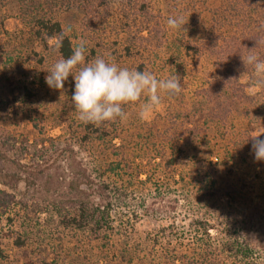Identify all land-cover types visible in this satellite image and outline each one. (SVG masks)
<instances>
[{"label": "trees", "instance_id": "16d2710c", "mask_svg": "<svg viewBox=\"0 0 264 264\" xmlns=\"http://www.w3.org/2000/svg\"><path fill=\"white\" fill-rule=\"evenodd\" d=\"M10 4L16 5L19 17L42 47L35 51L40 82H44L48 55L54 52L66 58L72 54L74 41L69 33L63 35L67 15L89 18V23L113 20V25H122L126 56L135 60L136 70L149 71L152 66L150 72L156 77L163 76L156 64L167 62L169 53L181 45V80L193 84L183 105L188 112L158 115L146 122L154 149L150 159L160 157L161 169L171 174L166 178L167 193L173 195L171 207L177 210L182 205L192 215L191 226L183 228L179 238L191 236V264H264V161H255L249 137L256 125L264 132V75H257L253 65H245L242 59L255 54L264 60V0H0V8ZM172 16H182L186 23L179 29L169 28L167 20ZM51 39L56 40L54 44ZM253 85L259 90L249 93L246 88ZM24 89L35 95L27 85ZM189 100L194 104L191 112ZM67 131V139L50 138L49 144L44 139L30 141L27 134L19 137L7 128L0 132V219L17 207H27L30 188L44 183L50 195L46 196L48 211L64 226L95 232L107 229L109 216L128 197L132 181L104 178L112 173L110 166L97 180L77 159L73 145L87 147L120 136L121 144L115 149L122 155L126 131L108 121L81 122L78 129L71 122ZM197 153L216 158L209 165L223 166L227 176L219 181L214 170L207 179L199 176L197 168H188L185 161L189 155L198 157ZM104 160L110 163L107 156ZM146 174V179L131 178L145 184L152 177ZM22 185V193L8 190Z\"/></svg>", "mask_w": 264, "mask_h": 264}, {"label": "rangeland", "instance_id": "374dc122", "mask_svg": "<svg viewBox=\"0 0 264 264\" xmlns=\"http://www.w3.org/2000/svg\"><path fill=\"white\" fill-rule=\"evenodd\" d=\"M77 17L67 15L63 22L66 31L71 29L69 34L75 46L81 41L86 42L85 63L100 56L121 67L136 68L135 60L126 56L124 51L126 35L122 33V25H113V20H105L100 24L89 23V18L84 20L83 17ZM55 41L51 39L50 43L54 44ZM180 46L169 53L167 62L163 59L162 64H156V69L163 74L158 79L175 74L183 78L180 66H183L184 61ZM41 48L33 38L31 27L19 17L15 4L0 8V132L7 128L19 137L27 134L30 141L44 139L49 144L50 138L62 136L67 139L69 124L73 122L74 128L78 129L81 121L71 101L75 89L74 76L70 74L63 90H54L45 82L49 74L47 70L61 59L54 52L47 56L44 66L46 71L42 75L44 82H40L36 64L38 55L35 51ZM148 68L150 71L152 66ZM77 71L79 68L74 69V72ZM242 80L246 81V77H242ZM181 84L184 88L180 94H162L161 105L147 119L142 120L139 116L140 107L146 99L142 97L138 103L124 105L126 119L108 121L126 131L124 154L119 155L121 152L116 153L115 149V145L121 144L120 136L104 142L97 141L87 147L74 143L77 159L97 180L100 173L110 166L113 167L110 170L112 173H105L104 178L127 184L129 180L132 181L126 192L128 197L118 204L116 214L109 216L107 229L95 232L88 228L64 226L55 214L51 215L48 211L49 199L46 200V196L50 195L46 193L47 188L43 183L42 186L30 188L27 207H17L0 219V264H185L183 261L191 264L192 261L188 260L192 252L189 245L191 236L187 233L179 238V234L183 228L191 226L192 215L182 205L177 210L171 207L174 204L173 195L167 193L166 184V178L171 177V174L161 169L163 163L160 157L150 159L154 149L146 125L158 115L167 117L171 116V112H178L184 116L188 112L183 105L191 96L193 84L182 80ZM25 85L35 92L34 96L28 95ZM246 90L255 93L259 87L253 85ZM192 102L189 100V105H186L189 112L193 110ZM181 120L185 121L186 118ZM159 121L161 125L164 123L163 118ZM261 131L257 125L251 128L253 135ZM197 155H189V160L185 162L188 168H197L199 176L209 179L214 176V170L219 181L227 176L223 166L215 168L209 165L216 158L208 159L204 153ZM106 156L110 163L105 162ZM184 157L187 159V155ZM119 158L121 161L118 162ZM2 167L3 163H0V171ZM60 170L64 171L62 168ZM146 172L152 177L145 184L131 178L139 175L140 179H146ZM8 190L18 194L22 193L24 186ZM39 191L41 193L38 194ZM211 233L215 234L216 230L212 229ZM21 239L24 244H21ZM181 256L187 258L183 260Z\"/></svg>", "mask_w": 264, "mask_h": 264}, {"label": "clouds", "instance_id": "9594fccd", "mask_svg": "<svg viewBox=\"0 0 264 264\" xmlns=\"http://www.w3.org/2000/svg\"><path fill=\"white\" fill-rule=\"evenodd\" d=\"M185 23L182 16H172L167 20L168 27L172 29H179ZM70 31L69 28L63 35H68ZM85 51L86 42L81 41L74 46L70 56L57 60L45 77L50 88L63 90L70 74L74 76L75 89L71 101L78 119L85 124L100 125L118 118L124 120L127 118L124 105L138 103L142 97L146 99L140 107L139 116L142 120L147 119L161 105L163 93L175 96L184 88L176 74L158 79L150 71L121 67L100 56L85 63ZM242 59L245 65H253L257 75H264V60L255 54H249L247 58L242 55ZM77 68L79 71L74 72ZM262 133L249 136L255 161H264Z\"/></svg>", "mask_w": 264, "mask_h": 264}]
</instances>
